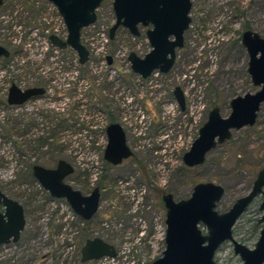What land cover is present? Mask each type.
Segmentation results:
<instances>
[{
  "label": "rangeland",
  "instance_id": "obj_1",
  "mask_svg": "<svg viewBox=\"0 0 264 264\" xmlns=\"http://www.w3.org/2000/svg\"><path fill=\"white\" fill-rule=\"evenodd\" d=\"M5 1L0 12V43L9 46L10 57L6 62L0 59V181L10 194L23 195L24 205L29 203L25 206L24 236L34 235L45 217L56 218L54 206L47 209L48 214L40 207L42 194L27 166L29 158L44 149L38 139L50 136L48 142L56 144L58 138L52 137L56 130L50 135L45 127L44 114L8 108L5 98L13 82L23 87L53 77L55 82L48 83L51 90L64 91L80 108L76 116H62L65 121L70 119V124H74L73 118L77 120L76 129L61 131L63 158L75 166L72 185L82 192L99 187V208L92 221L82 222L61 207L57 215L65 214L66 219L54 224L71 223L52 244L60 245V264H80L82 244L96 236L113 244L117 256L82 264H147L165 247L164 192H171L178 200L187 198L195 183L214 181L225 188L219 211L227 210L248 192L255 172L264 164V102L255 123L233 130L229 140L208 152L202 165L188 168L182 156L213 106L225 117L234 96L257 89L247 72L248 55L240 36L250 28L264 37V0H193L191 23L184 33L183 47L176 50L173 67L166 73L156 70L145 79L131 70L128 55L134 51L142 57L150 50L145 34L150 26H139V36L119 27L110 39L109 28L115 21L113 0H103L95 22L81 29V42L89 50L85 64H79L74 50L59 52L51 46L50 34L57 32L65 39L67 31L50 2ZM206 35L212 40H204ZM176 86L184 94L183 110L173 94ZM92 102L96 103V127H92ZM109 122L120 123L127 143L134 144L133 155L117 165L103 157ZM28 194H35L38 201L31 204ZM258 202L259 197L233 228L235 239L250 248L258 235L259 227H253L260 215ZM13 251L3 250L0 264H32L25 247ZM215 260L218 264H241L229 242L219 247Z\"/></svg>",
  "mask_w": 264,
  "mask_h": 264
},
{
  "label": "water",
  "instance_id": "obj_2",
  "mask_svg": "<svg viewBox=\"0 0 264 264\" xmlns=\"http://www.w3.org/2000/svg\"><path fill=\"white\" fill-rule=\"evenodd\" d=\"M48 1L57 7L67 30L65 40L50 35L51 44L59 48H71L76 52L78 62L85 64L89 60V50L81 42L80 32L95 22L96 9L102 0ZM112 8L115 21L109 29L110 39L114 38L119 27L138 36L139 25L150 26L145 31L150 50L142 57L134 51L129 53L131 70L143 79L156 70L168 72L175 62L176 50L184 44V33L191 22V0H113ZM241 44L248 55L247 72L257 89L253 93L234 96L229 102L230 113L225 117L218 106L209 110L197 137L183 154L182 160L187 167L203 164L208 152L217 144L229 140L233 130L255 123L257 112L264 102V37L247 29L242 32ZM8 55L9 51L0 45V56ZM107 61L111 63L109 56ZM43 91V88L21 90L11 84L7 101L9 104H20ZM173 94L183 110L184 96L180 87H175ZM106 135L103 157L107 162L117 165L132 155L119 123H109ZM72 171V165L63 159L54 169L38 164L32 168L33 176L51 196L65 198L73 212L87 221L98 211L100 192L95 187L88 195H84L65 183L64 177ZM224 192V186L211 180L195 183L187 198L177 200L172 193L164 192L161 200L165 209V247L159 257L147 264H218L216 252L225 242L231 243L233 253L240 258L241 264H263L264 225L259 229L252 248L235 239L233 228L257 194L261 197L258 209L262 211L258 222L264 221V164L256 171L249 192L238 197L227 210L219 211L217 206ZM0 202L5 206V214H0V244L10 239L17 241L25 224L22 206L2 192ZM116 256L115 246L98 236L85 239L80 249L81 262Z\"/></svg>",
  "mask_w": 264,
  "mask_h": 264
},
{
  "label": "flooded vegetation",
  "instance_id": "obj_3",
  "mask_svg": "<svg viewBox=\"0 0 264 264\" xmlns=\"http://www.w3.org/2000/svg\"><path fill=\"white\" fill-rule=\"evenodd\" d=\"M44 1L50 2L48 0H44ZM5 2H6L5 0H2V4L0 5V12L2 11V7L4 6ZM52 5L56 8L57 12L59 13L57 7L54 4H52ZM192 5H193V0H191V8H190L189 15L191 13ZM97 9H96V11H97ZM59 15H60V13H59ZM0 16H1V14H0ZM60 17H61V15H60ZM96 18H97V13H96ZM61 19H62V17H61ZM62 21H63V19H62ZM139 26H141V25H139ZM139 26H138V28H140ZM247 29H250V28H247ZM247 29H245V30H247ZM242 32H241V35H242ZM50 35H56L61 40H65L66 39V38L63 39L60 36H58V33L57 32H53ZM139 35H140V29H139ZM49 36H48V40H49ZM203 38H204V40H209L210 37H209V35H206ZM49 42H50V40H49ZM240 43H241V36H240ZM50 44H51V42H50ZM0 45L4 46L9 51V55L7 57L0 56V59L2 61L6 62V61H8V59L10 57L9 46L7 44H3V43H0ZM51 46L53 48L58 49L59 52L60 51L63 52V51H66V50L69 49V47L59 48V47H56V46H54L52 44H51ZM49 82H51V83L52 82H55V78H53V77L49 78L48 77V80H46V81H43V82H35V83L29 84V85L27 84V85H25L23 87L22 86H19L16 83L13 82L11 84H15L21 90H25V89H28V88H43L44 91L42 93H39V94H36V95H32L31 97L27 98L25 101H23L20 104H9L8 103V101H7L8 90H7V94H6V98H5V104L8 106V108H12L15 111H17V110H23V109H26V110L27 109H31L33 111H37V112H40V113L44 114L45 115V117H44V119H45V122H44L45 123L44 124L45 127L46 128H49L50 135H52L51 134L52 131H55L56 130L57 133L56 134L54 133L56 136L52 135V137L53 138L54 137L55 138L56 137L58 138V139H56L57 140L56 144L54 142H48V140L50 139V136L49 137H46V138L45 137H42V138L38 139L37 140V143L38 144L40 143L41 148H44V149H42L41 153L40 154H37V156L33 154L34 156H32L31 158H29L30 159L29 160L30 161V164L27 166V173H28V175L31 176V178H33V180H34L35 183H37L36 185L39 187L38 193H41L42 194V195H40V204H39L40 207L42 209H45V213L46 214H48L46 212L47 209L48 210L49 209H52L53 206L55 207L54 211H56V212H54V215H55L56 218H53V217L52 218L45 217L44 219H47V220L44 222V224L42 226H39L36 229V233L34 235H30L28 238L26 236H24V234H25L24 231H25L26 224H27V222H26V211H25V208L27 206H29V203H27L28 205H24V202L22 200V196L23 195L17 196V195L10 194L5 189V187L3 186L4 185V182L0 181V192H2L6 197L11 198V199L17 201L22 206L23 215H24V219H25V224H24L23 229L20 231V235H19L18 240L17 241H12V239H10L9 242L0 244V255L3 253V250H7V249H10V250L14 249L13 253H16L17 251H15V250H19L23 246V247H25V251L28 252V255L27 256L29 258H31L32 264H48L49 261H50V264H54L55 260H56L55 264H60V261H59V254H60L59 249H60V245H54L53 246L52 244H54V242H55V236L58 235V234H61L62 229L64 228V226L65 225H69L71 223V221L68 222V223H66V224L61 223L58 226H56L54 224L55 221L63 220L64 217H65L64 219H66V215L65 214H61L60 216L57 215L60 212L61 207H66L67 208V210H66L67 212H72L73 213L72 217L77 218V221L80 220L82 222H86L85 220H82L77 214H75L73 212V210L71 209L70 205L68 204V202L66 201L65 198H56V197L51 196L50 193L47 190H45L39 184V182L36 180V178L33 176L32 168H33V166L35 164L41 165V166H43L45 168H48V169H54V168L57 167V164H58V162L60 160H62V159L64 160V158H63V144L61 143V139L62 138L60 136L61 135V131H63L64 129H70V128L76 129L75 128L76 127L75 121H77V120H75V118H73L74 124H70V123H67V120L69 122H71V120L70 119H67L65 121V118H63L62 116L65 113L67 115L70 114V113H72V114L75 115V113H77L79 111V109H80L79 106H78V102L77 101L72 102V98L66 97L64 91H62V90H53V89L51 90L52 87L48 84ZM11 84H10V86H11ZM58 87H61V86L59 85ZM182 93H183V91H182ZM183 96H184V94H183ZM93 98H94V100L97 99V97L95 95H94ZM95 108H96V103L92 102V127H96ZM48 116H51V117H48ZM109 123H112V122H109ZM17 127H18V124H17V122H15V129ZM121 127H122V125H121ZM29 128H30V125L28 127H25L24 130H27ZM12 129L15 130L14 127H12ZM58 132H59V136H58ZM105 132H106V127H105ZM15 134H17V133H15ZM125 137H126V134H125ZM126 143H127V140H126ZM127 145L130 148V150L132 151V155H133V153H134L133 145L134 144L132 143L130 145V143L129 144L127 143ZM160 150H161V148H160ZM26 159H28V158H26ZM38 159H43L45 161H48L49 164H45V165L44 164H41V163H39ZM31 160L32 161H35V162H32ZM66 161L69 162L72 165L73 171L70 174L66 175L64 177L63 181L65 183L69 184L72 188L79 190L82 194L88 195L92 191V188H89L88 187V188H86L88 191L86 190V191L82 192L80 189H78L77 187H75L74 185H72V183L75 180V178H73V175L75 173V166H74V164H73L72 161L71 162L69 160H66ZM182 162H183V160H182ZM188 168H192V167H188ZM255 174H256V172H255ZM253 179H254V177H253ZM252 184H253V182H252ZM252 184H251V187H252ZM251 187H250V189H251ZM97 188L99 189V187H97ZM249 190H248V192H249ZM24 197H26V195ZM257 197H259V202H260V199H261L260 194H257L253 198L252 202ZM35 198H36V195L35 194H28L27 199H28V201L31 204L38 201V199H35ZM259 202H258L256 208H257L258 212H260V215H259L258 218H256L254 220L253 227H255V228L259 227V229H260L264 225V221L258 222V219L260 218V216L262 214V211H260L258 209ZM0 214H5V206L1 202H0ZM4 219L7 220V217H4ZM87 221L88 222L89 221H92V218L89 219V220H87ZM259 229H258V231H259ZM36 239H39V240L36 241ZM32 241H36V242L33 243V244H31ZM50 245L53 246L52 249H50ZM41 249H45V251H43L42 253H40V250Z\"/></svg>",
  "mask_w": 264,
  "mask_h": 264
},
{
  "label": "trees",
  "instance_id": "obj_4",
  "mask_svg": "<svg viewBox=\"0 0 264 264\" xmlns=\"http://www.w3.org/2000/svg\"><path fill=\"white\" fill-rule=\"evenodd\" d=\"M78 255H80V254H78ZM78 260H79V263L82 264V262L80 261V256H78Z\"/></svg>",
  "mask_w": 264,
  "mask_h": 264
},
{
  "label": "built area",
  "instance_id": "obj_5",
  "mask_svg": "<svg viewBox=\"0 0 264 264\" xmlns=\"http://www.w3.org/2000/svg\"><path fill=\"white\" fill-rule=\"evenodd\" d=\"M213 37H210L208 41H211ZM80 64V63H79Z\"/></svg>",
  "mask_w": 264,
  "mask_h": 264
}]
</instances>
